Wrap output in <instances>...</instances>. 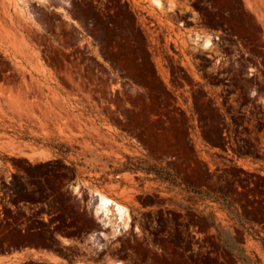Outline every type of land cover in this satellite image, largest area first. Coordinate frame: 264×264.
<instances>
[{
    "label": "rangeland",
    "instance_id": "obj_1",
    "mask_svg": "<svg viewBox=\"0 0 264 264\" xmlns=\"http://www.w3.org/2000/svg\"><path fill=\"white\" fill-rule=\"evenodd\" d=\"M161 1L0 0V254L264 264V0Z\"/></svg>",
    "mask_w": 264,
    "mask_h": 264
},
{
    "label": "bare ground",
    "instance_id": "obj_2",
    "mask_svg": "<svg viewBox=\"0 0 264 264\" xmlns=\"http://www.w3.org/2000/svg\"><path fill=\"white\" fill-rule=\"evenodd\" d=\"M152 6L161 9L163 8V3L161 0H150ZM168 8H172V3L168 5ZM170 11V10H169ZM193 40V44L203 48V49H211L213 47V40L215 37L213 34H201V33H193L192 36H189ZM191 40V41H192ZM73 190L76 192L78 190V186L73 187ZM78 192V191H77ZM79 193V192H78ZM91 199L89 201V207L93 212L94 216L98 218L100 223V227L102 230L108 229L111 226V230L114 235L121 234L122 231H125L130 223V215L129 209L122 205L110 197H108L105 193L93 190L91 191ZM115 219L113 224L112 220ZM111 231V232H112ZM112 233V234H113ZM104 233L102 231H97L96 233H92L90 238L96 247H99L100 236H103ZM63 243H66L65 239H62ZM112 264H121L119 261H114Z\"/></svg>",
    "mask_w": 264,
    "mask_h": 264
},
{
    "label": "crops",
    "instance_id": "obj_3",
    "mask_svg": "<svg viewBox=\"0 0 264 264\" xmlns=\"http://www.w3.org/2000/svg\"><path fill=\"white\" fill-rule=\"evenodd\" d=\"M58 257L53 252L44 249L28 248L0 254V264H9L25 260H39L47 264H58Z\"/></svg>",
    "mask_w": 264,
    "mask_h": 264
}]
</instances>
